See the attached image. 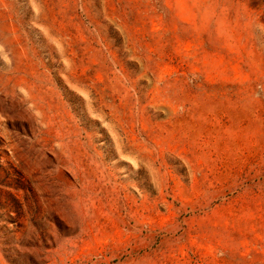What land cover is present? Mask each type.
Listing matches in <instances>:
<instances>
[{
	"label": "rangeland",
	"instance_id": "374dc122",
	"mask_svg": "<svg viewBox=\"0 0 264 264\" xmlns=\"http://www.w3.org/2000/svg\"><path fill=\"white\" fill-rule=\"evenodd\" d=\"M0 264H264V0H0Z\"/></svg>",
	"mask_w": 264,
	"mask_h": 264
}]
</instances>
